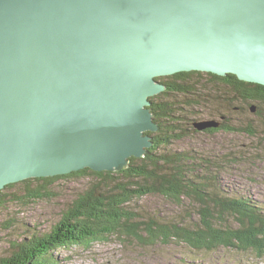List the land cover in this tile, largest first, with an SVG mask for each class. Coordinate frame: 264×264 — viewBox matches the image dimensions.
<instances>
[{
    "label": "water",
    "instance_id": "1",
    "mask_svg": "<svg viewBox=\"0 0 264 264\" xmlns=\"http://www.w3.org/2000/svg\"><path fill=\"white\" fill-rule=\"evenodd\" d=\"M189 71L264 86V0H0V190L126 170Z\"/></svg>",
    "mask_w": 264,
    "mask_h": 264
},
{
    "label": "trees",
    "instance_id": "2",
    "mask_svg": "<svg viewBox=\"0 0 264 264\" xmlns=\"http://www.w3.org/2000/svg\"><path fill=\"white\" fill-rule=\"evenodd\" d=\"M202 78L212 85H223L241 101L259 104L261 108L256 117L264 127L262 85L241 81L233 74L218 76L198 71L179 72L159 79L166 90L152 97L149 107L159 129L151 133L153 145L144 157L131 158L126 170L95 172L85 168L62 176L27 179L5 187L27 185L26 196L32 199L45 195L38 186H29L33 182L52 184L66 178H90L87 187L63 209L49 232L34 233L22 239L8 256L0 258V264H57L53 251L71 245L89 248L109 236L131 238L144 245L177 243L206 253L222 248L251 252L256 258L264 259V211L248 198L230 196L219 187L216 174L224 171V163L211 159L204 162V157L197 158L189 151L171 149L168 153L165 147L183 138L179 126L185 123L179 118L182 113L188 115L190 109L186 107H206L215 100L206 93V86L203 88L202 83L193 81ZM201 87L202 95L198 96ZM221 129L236 132L238 128L222 125ZM248 131L253 134L251 128ZM43 192L48 194L46 189ZM147 195H161L177 206L185 200L194 203L199 210L200 222L186 225L152 218L143 220L131 209V204ZM8 201L11 200L0 192V208ZM227 217L236 219L235 224H229Z\"/></svg>",
    "mask_w": 264,
    "mask_h": 264
},
{
    "label": "rangeland",
    "instance_id": "3",
    "mask_svg": "<svg viewBox=\"0 0 264 264\" xmlns=\"http://www.w3.org/2000/svg\"><path fill=\"white\" fill-rule=\"evenodd\" d=\"M159 79L162 78L157 79L162 82ZM193 81L202 83L203 88L206 86V93L215 100L206 107H186L190 111L185 108L188 115L182 113L179 118V121L185 123L179 126L183 138L165 146L168 153L171 149L185 153L189 151L197 158L204 157V162L206 159L223 162L224 171L216 174L219 187L230 196L248 198L264 211V127L256 117L261 106L241 101L223 85H212L205 78ZM188 83L190 85L192 82ZM203 88H199L198 96L202 95ZM199 121L205 122L202 125L205 128L200 129V126L194 124ZM207 122L216 127L209 128ZM222 125L238 129L236 132L224 131ZM250 128L253 134L248 131ZM210 129L221 130L207 132ZM89 183L90 178H66L52 184L33 182L29 186H38L45 195L32 199L26 196L27 185L1 190L3 196L11 201L0 208V258L8 256L22 239L34 233L49 232L60 219L63 209ZM45 189L48 194L43 192ZM131 209L143 220L152 218L160 222L186 225L200 222L199 210L194 203L185 200L181 206H177L161 195H147L134 200ZM226 220L231 225L236 221L230 217ZM52 256L56 258L57 264H264V259L256 258L251 252L222 248L206 253L177 243L144 245L131 238L115 236L95 242L89 248L76 245L62 247L53 251Z\"/></svg>",
    "mask_w": 264,
    "mask_h": 264
},
{
    "label": "bare ground",
    "instance_id": "4",
    "mask_svg": "<svg viewBox=\"0 0 264 264\" xmlns=\"http://www.w3.org/2000/svg\"><path fill=\"white\" fill-rule=\"evenodd\" d=\"M190 72V71H189ZM1 191V190H0Z\"/></svg>",
    "mask_w": 264,
    "mask_h": 264
}]
</instances>
